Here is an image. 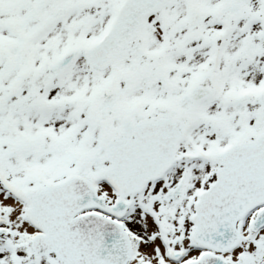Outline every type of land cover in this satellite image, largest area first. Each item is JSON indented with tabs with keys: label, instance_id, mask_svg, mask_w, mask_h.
<instances>
[{
	"label": "snow or ice",
	"instance_id": "1",
	"mask_svg": "<svg viewBox=\"0 0 264 264\" xmlns=\"http://www.w3.org/2000/svg\"><path fill=\"white\" fill-rule=\"evenodd\" d=\"M0 264H264V0H0Z\"/></svg>",
	"mask_w": 264,
	"mask_h": 264
}]
</instances>
